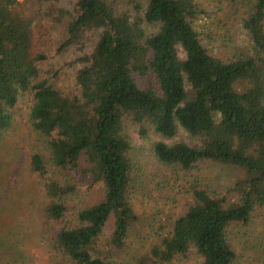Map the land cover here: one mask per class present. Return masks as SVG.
<instances>
[{"label":"trees","instance_id":"trees-1","mask_svg":"<svg viewBox=\"0 0 264 264\" xmlns=\"http://www.w3.org/2000/svg\"><path fill=\"white\" fill-rule=\"evenodd\" d=\"M227 5L242 12L248 43L230 55L207 45L201 0H0V137L18 97L28 94L30 124L48 150L46 159L30 155L46 197L42 225H57L55 247L71 264H112L96 245L104 227L107 244L120 247L136 218L124 118L141 132H185L189 140L152 142L164 163L188 170L210 159L243 171L231 197L191 182V201L149 253L169 261L193 250L201 264L234 258L228 229L264 208V0ZM48 40L57 52L75 44L73 89L42 76ZM80 163L103 194L73 205L66 219L75 190L67 170Z\"/></svg>","mask_w":264,"mask_h":264},{"label":"rangeland","instance_id":"rangeland-1","mask_svg":"<svg viewBox=\"0 0 264 264\" xmlns=\"http://www.w3.org/2000/svg\"><path fill=\"white\" fill-rule=\"evenodd\" d=\"M201 28L207 45L220 54L245 50L247 36L241 26L242 12L228 8V0H201ZM48 56L41 64L42 76H47L64 90L74 88V46L56 51L57 42L48 40ZM29 95L19 96L11 108V119L0 137V264H71L65 254L55 247L57 225L50 221L42 225L41 206L46 202L42 179L30 162L33 152L43 159L48 157L47 144L29 120ZM124 130L130 140L129 155L133 165L129 198L136 215L120 247L107 244L109 226L106 225L96 243L112 264H201L193 250L177 254L169 261H159L149 253L150 245L159 234L167 231L172 219L191 201L187 189L196 182L209 194L232 196L234 180L243 171L235 165L210 159L198 160L184 170L175 164L158 160L152 150L156 139L189 140L178 129L174 137H164L146 127L141 132L137 123L124 118ZM83 164L67 170L66 178L75 184L68 198L72 206L90 203L101 197V181L92 180L83 171ZM48 167V166H47ZM59 179V177H58ZM256 209L248 224H234L228 236L235 247V256L229 264H264V208Z\"/></svg>","mask_w":264,"mask_h":264}]
</instances>
